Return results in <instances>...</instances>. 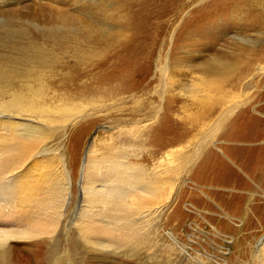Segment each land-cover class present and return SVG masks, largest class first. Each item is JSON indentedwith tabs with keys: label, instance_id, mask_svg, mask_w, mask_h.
Here are the masks:
<instances>
[{
	"label": "rangeland",
	"instance_id": "obj_1",
	"mask_svg": "<svg viewBox=\"0 0 264 264\" xmlns=\"http://www.w3.org/2000/svg\"><path fill=\"white\" fill-rule=\"evenodd\" d=\"M214 58L237 69L224 87L216 84L223 89L218 97L227 94L228 106L238 104L221 123V108L215 106V115L207 109L218 97L201 67ZM14 68L39 72L50 96L81 94L77 104L90 102L97 90L112 96L86 120L92 126L83 137L68 127L51 143L71 178L68 210L53 240L45 234L37 245H18L29 256L26 264H84L88 244L73 215L83 159L95 139L117 130L113 119L129 121L130 111L143 106L161 112L166 138L171 132L183 139L163 150L165 170L171 172L172 159L188 162L185 173L173 175L170 201L179 211H163L164 250L150 264H254L264 239V0H0V70ZM175 238L183 258L167 253Z\"/></svg>",
	"mask_w": 264,
	"mask_h": 264
},
{
	"label": "bare ground",
	"instance_id": "obj_2",
	"mask_svg": "<svg viewBox=\"0 0 264 264\" xmlns=\"http://www.w3.org/2000/svg\"><path fill=\"white\" fill-rule=\"evenodd\" d=\"M34 59L48 67L45 60ZM34 66L41 68V64ZM201 67L210 78L207 85L213 88L215 97L223 91L216 84L223 86L237 73L232 64L216 58ZM34 71L31 68L0 70V264H26L29 256L19 244L37 245V237L46 234L53 240L56 236L54 233L59 229L56 228L68 210L71 178L58 149L50 145L64 138L68 127L75 129L73 136L81 131L79 134L83 137L92 126V121L86 125V120L94 113L103 112L108 106L107 98L112 97L97 90L92 93L95 97L92 96L90 102L77 104L81 94L65 93L63 98L64 94L59 96L55 92L56 95L50 96V88L38 77L39 72L34 74ZM238 75L241 81V71ZM216 99L207 109L215 115V106H219L221 111L216 121L221 123L233 114L238 104L232 102L228 106L227 94ZM146 107L132 109L129 121L121 117L113 119V128L117 130H107L102 139H95L83 159L81 195L74 201L77 207L72 213L77 216L74 229L88 244L84 264L105 262L110 257L113 262L116 258L122 259L119 264L141 263V260L142 264H150V258L158 257L164 250L163 211L175 206L170 201L177 186L173 175L185 173L188 162L175 165L173 159L167 158L171 160V172L165 170L163 150L183 139L174 137L171 132L166 138L164 118L158 117L160 111ZM143 122L148 123L143 125ZM210 129L205 137L212 135L214 128ZM211 159L209 155L206 162L210 163ZM173 211L177 215L179 205ZM91 234L94 241L87 238ZM174 242L176 245L168 247L167 253L174 256L178 251L182 258L186 256L177 238ZM50 246L51 253L57 255V241ZM258 247L254 264H264V239ZM121 249L122 253H117Z\"/></svg>",
	"mask_w": 264,
	"mask_h": 264
}]
</instances>
